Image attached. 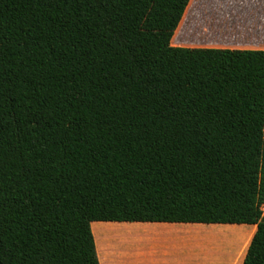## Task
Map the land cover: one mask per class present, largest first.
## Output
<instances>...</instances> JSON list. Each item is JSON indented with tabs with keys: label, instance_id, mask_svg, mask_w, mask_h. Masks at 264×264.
I'll use <instances>...</instances> for the list:
<instances>
[{
	"label": "trees",
	"instance_id": "obj_1",
	"mask_svg": "<svg viewBox=\"0 0 264 264\" xmlns=\"http://www.w3.org/2000/svg\"><path fill=\"white\" fill-rule=\"evenodd\" d=\"M190 2L0 0V264H100L96 221L257 224L264 264V50L173 45Z\"/></svg>",
	"mask_w": 264,
	"mask_h": 264
},
{
	"label": "crops",
	"instance_id": "obj_2",
	"mask_svg": "<svg viewBox=\"0 0 264 264\" xmlns=\"http://www.w3.org/2000/svg\"><path fill=\"white\" fill-rule=\"evenodd\" d=\"M257 5L252 9L249 27L243 28L242 26H238V39H213L195 43L188 38L179 36L180 23L172 39V44L190 47L264 50V15L262 14L264 13V9H259V5ZM125 223L134 226L139 233L141 232L142 237L138 243L124 247L121 254L111 255L110 258L112 261L107 264H233L227 260L228 250L217 247L212 250L206 249V251L202 252L197 244L191 243L196 236L206 234L209 230H212V227L215 225L233 227L239 235L244 234L243 236H248V245L245 248V254L240 263L243 264L249 244L257 231V224L246 223L161 221H136ZM95 240L96 246L98 247L96 236ZM100 264L104 263L100 261Z\"/></svg>",
	"mask_w": 264,
	"mask_h": 264
},
{
	"label": "rangeland",
	"instance_id": "obj_3",
	"mask_svg": "<svg viewBox=\"0 0 264 264\" xmlns=\"http://www.w3.org/2000/svg\"><path fill=\"white\" fill-rule=\"evenodd\" d=\"M256 5L264 9V0H191L181 22L179 36L195 43L238 39V26L249 27L250 15ZM95 223L92 230L98 241L97 253L104 264L111 263V255L121 254L124 247L138 243L142 237L132 225H114L100 232V226ZM191 243L197 244L202 252L217 247L228 250L227 260L240 264L248 245V236L239 235L233 227L220 225L196 236Z\"/></svg>",
	"mask_w": 264,
	"mask_h": 264
}]
</instances>
